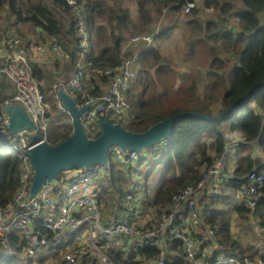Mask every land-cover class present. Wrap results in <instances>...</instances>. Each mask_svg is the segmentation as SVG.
Returning a JSON list of instances; mask_svg holds the SVG:
<instances>
[{
	"label": "trees",
	"instance_id": "16d2710c",
	"mask_svg": "<svg viewBox=\"0 0 264 264\" xmlns=\"http://www.w3.org/2000/svg\"><path fill=\"white\" fill-rule=\"evenodd\" d=\"M79 1L82 2L85 28L90 34L89 46L85 52L80 42L82 35L79 31V14L67 0H0V40L3 34L12 31L29 44H33V41L20 34L18 29L2 25L3 14L7 11L15 17L14 22H10L11 25L31 24L40 31L38 42H43L46 37L55 38L63 49L64 56L52 69L33 65L34 75L45 78L48 82L44 94L50 117L51 131L48 140L51 143L62 141L73 131V126L65 121L68 115L57 106L58 99L53 84L68 81L79 68L85 69L88 75L85 78L84 92L79 94L78 98L100 96L107 91L116 73L107 75L106 70L119 69L125 62L124 57H132L138 51L137 75L127 93L139 98L133 99L132 114L127 113L125 116V119L129 117L128 121L124 123L125 119L119 120L133 131L144 130L161 119L184 111L219 114L240 105L243 96L264 80V0H204L205 7H213L218 11L215 19L205 22L200 20L201 10L196 7L191 8L186 13L187 19L183 20L182 10L187 2L197 3L196 0H133L137 18L133 17L126 0ZM170 16L174 20L163 24V20ZM177 29L188 33L190 41L186 54L189 52L193 61L204 59L203 55L196 59V55L200 44L205 46L202 43L205 39H208V42H218L219 45L208 46V56L213 69L208 71L207 77L193 73L197 78L186 80L173 65V59L162 53L163 44ZM127 31L131 35L149 32L154 37L153 42L146 46V42L142 41L135 47L129 46L125 49ZM13 93L12 84L4 78L0 79V100L10 97ZM262 109L264 84L254 90L244 104L223 119L183 118L176 124L169 139L145 150L135 163L121 164L111 156L113 172L100 179L97 189L101 205L102 201L114 200L110 203L106 201L109 206L105 208V213L103 209V222L113 223L121 219L129 204L127 195L132 193L145 211L148 207L152 209L150 214H146L147 224L156 223L159 213L172 206L173 194L189 184L197 183L221 155L227 145L225 134L220 128L223 120L234 118L230 129L240 130L246 137V141L239 144L235 151V154H240L235 173L244 175L252 169L264 171L262 159L256 158L255 151L250 148L254 141L264 147ZM99 133L100 131H97L93 136ZM8 143L6 135L0 136L2 207L13 201L19 189L21 173L20 161L9 149ZM248 146L249 151L244 154ZM149 164L150 170L145 174L144 184L141 172L145 171ZM139 165L142 166L138 168ZM135 171H138L137 176ZM64 173L66 174L59 173L57 178L62 183L71 182L70 178H64ZM152 175L155 178L156 192L151 200H147L145 192ZM244 182L242 179L237 184L231 179L222 185L217 194L210 196L206 194L209 190L207 187L206 191L196 196L201 223L194 225L189 221L187 224L199 244L208 241L212 257L225 255L235 257L241 262L224 264H242L245 259H249L252 264H256L258 260L264 263V194L254 208L233 201L234 219L240 223L241 228L261 230L259 235L254 234L256 241H259L257 245L244 244L243 239L233 233L226 211L212 207L216 201L230 204V190L235 192ZM113 213H118V217L112 219L110 215ZM183 213L188 217L186 207H183ZM245 223L247 226H244ZM212 226L219 227L214 237L207 235L209 227ZM24 240L20 241L19 236H13L11 239L18 253L24 247ZM101 244L117 264H157L161 250L157 246L147 244L135 248L134 240L130 236L120 237L116 241L104 239ZM165 244L166 264H184L185 253L181 240L169 234ZM48 256L51 258L53 254L49 252ZM14 258H4L0 264H14ZM83 264H96V260L92 259Z\"/></svg>",
	"mask_w": 264,
	"mask_h": 264
},
{
	"label": "built area",
	"instance_id": "2783aa9c",
	"mask_svg": "<svg viewBox=\"0 0 264 264\" xmlns=\"http://www.w3.org/2000/svg\"><path fill=\"white\" fill-rule=\"evenodd\" d=\"M79 14L80 40L85 52L89 46L90 34L83 21L82 2L67 0ZM195 2L188 1L185 7L189 11ZM151 33L136 35L134 44L146 42V46L153 42ZM58 40L48 38L43 42L29 44L16 32H8L0 40V79L12 83L15 92L8 98L0 100V132L8 130L10 122L9 113L5 106L10 103H20L34 122L31 131L17 132L6 135L10 147L20 161L19 189L13 201L5 207L0 205V245L7 246V253L0 257H15L18 253L11 243L13 236H19L20 241L25 239L23 254L28 264H35L38 260L53 256L50 264H80L90 262L93 255L98 256L102 264H117L101 244L104 239L116 241L123 236H130L134 240V247L152 245L159 247L160 255L157 264H166L168 235L178 238L182 242L185 253L184 264H224L241 263L235 257L225 255L212 257L208 241L199 244L191 229L184 226L187 220L194 225L200 224V213L197 207L196 196L209 188L210 194H217L224 183L234 179L245 180L235 190L234 198L240 205L254 208L264 194V171L252 169L246 174H236L234 168L229 167L231 153L235 146L246 141L243 132L239 130L238 137L227 143L218 159L203 173L202 178L184 189L173 194V204L170 208L159 213L156 223L147 224V212L136 200L132 193L127 195L129 204L121 219L113 223H104L97 189L99 181L105 175L113 172L110 158L121 164L135 163L140 159L141 153L114 145L110 150V158L106 165L99 163L90 168H75L66 170L70 172L68 178L71 182L60 181L58 185H45L34 197L29 198V187L33 176V167L28 154L32 147L31 140L38 134L40 141L48 140L50 117L43 86L45 78L34 75L33 65L48 67L57 63L64 56L63 49ZM124 52V51H123ZM66 55V54H65ZM138 51L132 57H124L125 62L119 68H109L106 74L113 75L108 89L100 96H89L87 99L78 98L84 92L86 71L79 68L77 73L68 81H58L53 84L55 92L64 87L75 98L79 107L92 104L80 116V121L88 133L99 131L97 118L104 113H110L116 120H124L131 109V101L127 91L132 80L136 77ZM80 63V62H79ZM58 98V95H57ZM59 99V98H58ZM58 108L69 115L68 110L58 100ZM264 115V109H262ZM68 123L72 125L73 119L69 115ZM121 122V121H120ZM58 189V190H56ZM136 199V200H135ZM183 207L187 208L188 217L184 216ZM145 218L144 219V215ZM219 231L218 226L208 229V236L214 237ZM94 260V259H93ZM242 264H252L249 259ZM256 264H264L261 260Z\"/></svg>",
	"mask_w": 264,
	"mask_h": 264
},
{
	"label": "water",
	"instance_id": "95a60500",
	"mask_svg": "<svg viewBox=\"0 0 264 264\" xmlns=\"http://www.w3.org/2000/svg\"><path fill=\"white\" fill-rule=\"evenodd\" d=\"M262 84L264 80L250 89L240 100V105L219 114L184 111L161 119L141 131L131 130L116 121L110 113H106L97 120L100 127V133L97 136H91L80 121L81 114L86 109L92 108V104L79 107L75 98L64 87H59L57 94L73 119V131L58 143L40 141L38 134L32 136V147L28 149L33 167L29 198L38 194L45 185H58L60 180L57 175L61 172L81 167L87 169L99 163L106 165L110 158L111 147L114 145L120 146L123 150L133 149L143 153L160 141L169 139L176 124L183 118L223 119L235 108L244 104L253 91ZM5 111L9 113L10 122L8 130L0 132V136L31 131L34 128V122L20 103L12 102L6 105Z\"/></svg>",
	"mask_w": 264,
	"mask_h": 264
},
{
	"label": "rangeland",
	"instance_id": "374dc122",
	"mask_svg": "<svg viewBox=\"0 0 264 264\" xmlns=\"http://www.w3.org/2000/svg\"><path fill=\"white\" fill-rule=\"evenodd\" d=\"M197 3L195 2V6L192 7V8H200V20L205 22L206 20L208 19H215L217 16H218V11L215 10L213 7H205L203 5V1L204 0H196ZM126 5L131 8L132 10V13H133V17L134 18H137L138 16V13H137V9L135 7V4H134V1L133 0H126ZM128 3V4H127ZM183 13H182V16H183V20H186L187 17H186V13L188 11H186L185 9L182 10ZM204 12V13H203ZM15 20V17L10 14L9 12L7 13V11L3 14V18H2V25H5L7 27H10V29H18L20 32V34L24 35L27 39H30L31 41H33V44L35 42H38L39 41V38H40V31H38V29H35L31 24H24V23H18V24H10V22H14ZM174 19L172 18V16L170 17H166L164 20H163V24H169L171 21H173ZM237 29L240 30V28L238 27L237 25ZM149 32H143V33H138L136 35H144V34H148ZM136 35H131V33H129L128 31L125 32V37L127 38L126 40V45L124 46V48H128L129 46H137V44H134L136 42H134L133 40V37L136 36ZM188 36V33H185L184 31L180 30V29H177V31L168 39V41H166L164 44H163V47H162V53L167 55L168 57H170L171 59H173V65L176 67V69L179 71H177L178 73L182 74L183 76H185L186 80H190L192 81V79H196L197 76H194L196 74H201L203 75L204 77H207L209 74H208V71L209 70H212L213 68L211 67L210 65V59H209V51H210V48L208 47L209 45H219L218 42L214 41V42H208V39H205L202 43L205 45L202 47V45L200 44V49L198 51V54L196 55V59L197 57L203 55L204 59L203 60H195L193 61L191 59V56H190V53L188 52L186 54V49L188 48L189 46V41H190V38L187 37ZM82 46V44H81ZM202 47V49H201ZM223 55H224V52L222 51ZM222 55V54H221ZM192 72V73H191ZM194 73V75H193ZM12 84V83H10ZM55 84V83H54ZM13 88H14V85H12ZM48 86V82L47 80L45 79L44 81V86H43V92L45 91V88H47ZM202 89V88H201ZM133 91L135 90V88L132 89ZM139 91V89H137ZM14 92H15V88H14ZM201 92V91H200ZM45 95V94H44ZM130 97V101H131V109H130V114H132V109L134 107V102H133V99H136L139 98V96H131L129 95ZM254 98H252L253 100ZM69 117L66 118V122L68 121ZM129 117H127L124 121V123H126L128 121ZM234 120V118L232 119H228V120H223L221 122V130L225 133L227 130L230 129V124L232 123V121ZM50 131L51 129H49L48 131V136L50 134ZM233 133L235 135H238L239 133V130H235L233 131ZM93 136L94 133H91ZM258 144V143H257ZM260 145V144H259ZM249 147L248 146L246 149H245V153L246 154L248 151H249ZM253 152H254V148L253 146L251 145L250 147ZM263 149L261 148H258L260 151L264 152V147H262ZM233 160L231 159V155H230V159H229V167L230 168H234L235 165L233 164ZM142 165H139L137 166L138 168H140ZM150 164L148 165V168H146L145 171L141 172V179L144 181V184H146V180H145V174H147V171L150 170L149 167ZM136 173V176L138 175V171H135ZM139 177V176H138ZM152 179L150 178V183H147V190L145 192V196H146V199H152L155 192H156V184H155V178H154V175L151 176ZM152 180V181H151ZM140 181V179H139ZM108 201V203H110V201H114L113 199H108L106 200ZM106 201H102V205H101V210H102V213H103V209L107 208L109 205L107 204ZM233 201H236L235 198H234V190H230V204H226V203H223V202H220V201H216L212 207H214L215 209H221L223 208L227 215L230 217V220H231V227L233 228V233L236 234V236H239V238H242L243 239V243L246 244V243H254L257 245V243H259V241L257 242L256 241V237L254 236V234L256 235H259V233L261 232V230L259 229H253L255 231L252 230V229H248V228H245V227H242L240 226V223L238 221H236L234 218H235V215L233 214V207H234V202ZM198 210H199V207H198ZM149 214L152 212V209L150 207L147 208V211ZM200 212V210H199ZM233 216V217H232ZM148 219V218H147ZM201 223V222H200ZM247 223V222H246ZM245 223V224H246ZM247 224H250L252 225L251 223H247ZM244 225V226H247ZM199 225V224H197ZM7 250H8V247L7 246H1L0 247V257L4 256L6 253H7ZM93 259L96 260V264L100 263L99 262V259H98V256L96 255H93L92 257ZM52 262V259H48V260H42L40 262H38L37 264H50ZM81 263L80 264H83L84 262V258L81 259L80 261ZM13 263L14 264H28L27 263V260L26 258L24 257L23 254H20V253H17L14 260H13ZM84 263H88V262H84ZM102 264V263H100Z\"/></svg>",
	"mask_w": 264,
	"mask_h": 264
},
{
	"label": "crops",
	"instance_id": "0c3cea01",
	"mask_svg": "<svg viewBox=\"0 0 264 264\" xmlns=\"http://www.w3.org/2000/svg\"><path fill=\"white\" fill-rule=\"evenodd\" d=\"M46 67V66H45ZM54 67V63H52L51 65H49L48 67H46L47 69H52ZM69 124V123H68ZM225 137H226V139H227V143H229V142H231L232 140L234 141L235 139H237V135H235L234 133H233V130L232 129H229V130H227L225 133ZM258 143V144H257ZM239 145V144H238ZM238 145L237 146H235V150L231 153V159L233 160V164L236 166V164H237V161H238V157L240 156V154H235V151H236V149H237V147H238ZM252 146H253V148H254V156L256 157V158H261L262 159V163L264 164V152H262V151H260L258 148H261V149H263L262 148V146L261 145H259V142L258 141H254L253 143H252ZM69 174H70V172H68V173H64V178H66V177H68L69 176ZM207 190V189H206ZM205 190V191H206ZM206 192H208V193H206L207 195H211L210 193H209V191H206ZM144 200H145V198H144ZM100 202V201H99ZM101 205V204H100ZM106 211H105V209H104V213H105ZM118 213L117 214H115V213H113V214H111L110 215V217L112 218V219H114V218H117L118 216ZM143 215H144V219H146L145 218V214L143 213ZM147 216V215H146ZM120 217V216H119ZM188 222H189V220H187V221H185L184 223H183V225L184 226H186L187 224H188ZM49 258H43V259H40L41 261L42 260H48ZM40 260H38V261H40ZM38 263V262H37ZM37 263H35V264H37Z\"/></svg>",
	"mask_w": 264,
	"mask_h": 264
},
{
	"label": "clouds",
	"instance_id": "9594fccd",
	"mask_svg": "<svg viewBox=\"0 0 264 264\" xmlns=\"http://www.w3.org/2000/svg\"><path fill=\"white\" fill-rule=\"evenodd\" d=\"M87 75H88V72H86V76H85V78L87 77ZM108 75V74H107ZM85 78H84V81H85ZM63 87V86H62ZM66 89V88H65ZM67 90V89H66ZM55 91V90H54ZM58 91V90H57ZM57 91L55 92L56 93V96L58 95L57 94ZM68 91V90H67ZM69 93V92H68ZM70 94V93H69ZM129 96V95H128ZM59 98V97H58ZM57 98V99H58ZM58 100H60V99H58ZM107 113V112H106ZM106 113H104V114H101V115H105ZM70 115V114H69ZM69 115H68V117H69ZM101 115H99V117H102ZM98 117V118H99ZM70 118V117H69ZM98 118H97V120H98ZM120 122V121H119ZM97 123H98V121H97ZM72 126H73V124H72ZM98 127H99V124H98ZM100 128V127H99ZM99 131H100V129H99ZM237 131V130H236ZM90 134V133H89ZM91 135V134H90ZM50 142V141H49ZM13 152V151H12ZM14 153V152H13ZM15 154V153H14ZM237 166V165H236ZM70 170H72V169H70Z\"/></svg>",
	"mask_w": 264,
	"mask_h": 264
},
{
	"label": "bare ground",
	"instance_id": "6f19581e",
	"mask_svg": "<svg viewBox=\"0 0 264 264\" xmlns=\"http://www.w3.org/2000/svg\"><path fill=\"white\" fill-rule=\"evenodd\" d=\"M6 150V149H5ZM25 241V240H24Z\"/></svg>",
	"mask_w": 264,
	"mask_h": 264
}]
</instances>
